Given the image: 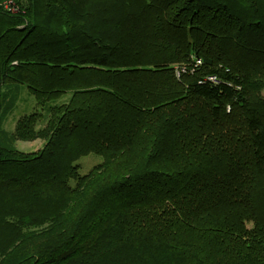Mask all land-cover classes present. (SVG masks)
<instances>
[{
  "label": "trees",
  "instance_id": "1",
  "mask_svg": "<svg viewBox=\"0 0 264 264\" xmlns=\"http://www.w3.org/2000/svg\"><path fill=\"white\" fill-rule=\"evenodd\" d=\"M0 264H264V0H0Z\"/></svg>",
  "mask_w": 264,
  "mask_h": 264
},
{
  "label": "rangeland",
  "instance_id": "2",
  "mask_svg": "<svg viewBox=\"0 0 264 264\" xmlns=\"http://www.w3.org/2000/svg\"><path fill=\"white\" fill-rule=\"evenodd\" d=\"M37 107L36 99L33 94L29 92V90L25 87L22 88L18 102L13 110L5 117L4 119V127L13 132L15 129L16 121L18 118L24 114L30 113ZM43 144L41 139L33 140V141H23L17 140L16 147L20 150L31 151L38 149ZM102 157L95 153H90L84 157H81L76 161L79 165V172L84 174L89 172L92 167L101 162ZM242 218L245 222L246 227L251 231H255V215L254 214H243Z\"/></svg>",
  "mask_w": 264,
  "mask_h": 264
}]
</instances>
